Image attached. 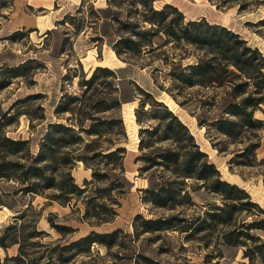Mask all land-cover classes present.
I'll use <instances>...</instances> for the list:
<instances>
[{
    "label": "rangeland",
    "instance_id": "obj_1",
    "mask_svg": "<svg viewBox=\"0 0 264 264\" xmlns=\"http://www.w3.org/2000/svg\"><path fill=\"white\" fill-rule=\"evenodd\" d=\"M189 1L203 7L208 20L217 18L222 23L221 26L239 34L249 46L257 48L264 55V0ZM81 3L59 20L66 17L64 22L57 21L53 28L44 31L47 23L43 19L47 12L29 6L20 7L16 0H0V66L12 67L33 60L30 64L33 70L29 69L27 76L11 79L10 84L0 90V117L2 114L16 116L5 129L7 136L29 140L31 152L35 153L48 122H65L64 118L68 116L65 114L58 119L53 113L61 96L65 93L80 96L83 88L78 82L87 80L96 67L112 69L118 76L115 82L116 96L125 101L121 108L126 130L123 164L129 190L118 200L119 206L115 209L113 220L94 225L81 220L85 210L81 201L76 205L72 201L66 206H60L56 202L47 204L44 196L31 199L23 197L15 194L16 184L0 180V232H5V228L13 223L12 218L16 212L24 210L28 205L34 211L27 214L24 227L18 229V243L6 250L0 248V259L28 257L26 259H32L34 263V258L44 257L43 261H46L51 257L52 261L59 258L67 261L62 264H148L145 259L160 264H248V260L242 257L241 248L227 246L222 242L220 233L224 229L221 227L192 232H143L141 219L135 220L137 215L144 220L173 215L191 220L201 215L208 204H221L216 195L207 193L199 184L189 180H185L189 202L185 200L183 204L173 208H157L143 201L144 189H155L161 184L160 176L164 177L167 173L155 168L143 173L138 171L140 164L135 159L139 155V126L135 117L133 123H129L130 128L126 127V119L131 114L134 116L139 100L145 99L133 85L138 82L142 88H146L136 71L144 69L151 77L153 86L149 91L157 101L165 105L168 98L173 101L175 105H172V110L167 108L188 127L200 150L216 166L221 178L243 188L251 201L262 209L264 125L257 132V140L249 135L230 140L206 126L198 125L199 120L207 124L220 115V105L225 98L224 89L184 87L170 73L176 66L185 67L206 54L183 42L164 45V37L160 36L152 39L153 47L159 46L158 51L141 57L130 52L122 53L118 59L124 60L127 66L115 69L113 66L116 55L112 45L119 37L129 36L130 31L121 28L115 20L137 23L139 28L136 31L149 29L150 25L142 22L144 8L136 0H82ZM100 79L109 81L108 78ZM129 82L133 84L130 85ZM93 87H97L93 99L112 97L110 87ZM28 96L32 98L26 99ZM22 99L23 102H18ZM148 107L147 104L145 109ZM255 117L264 122L261 111L257 110ZM153 123L152 120H146L144 126ZM256 141L259 142V147L253 154L241 155L246 147ZM99 166L103 167L102 163ZM71 174L75 183L81 186L84 179L90 180L91 169L77 162ZM97 186L103 187V184ZM54 205L57 206L55 210L52 209ZM241 217L245 222L252 219V216L245 213ZM49 220L56 225L68 227L69 230L60 233L51 227ZM33 226L37 232H41L39 235L30 234ZM114 230L120 232L110 247L93 243L86 253L78 252L76 247L64 249L90 232L103 234ZM252 233L264 240L262 232ZM19 247H22L21 251ZM255 264L261 263L256 261Z\"/></svg>",
    "mask_w": 264,
    "mask_h": 264
},
{
    "label": "trees",
    "instance_id": "obj_2",
    "mask_svg": "<svg viewBox=\"0 0 264 264\" xmlns=\"http://www.w3.org/2000/svg\"><path fill=\"white\" fill-rule=\"evenodd\" d=\"M136 1L145 10L142 22L148 23L150 27L136 31L139 28L137 23H122L116 19L121 28L130 30L129 36L119 37L112 45L117 58L126 52L141 57L158 51L159 46L153 47L152 39L160 36L164 37V45L183 42L194 50L204 52L206 55L197 57L194 63L185 67L178 65L170 73L184 87L224 89L225 98L220 105V115L207 124L199 120L198 125L206 126L230 140L247 135L257 140V132L264 125L263 120L255 117L257 110L264 114V55L257 48L249 46L239 34L224 26L210 23L204 18L185 20L181 12L168 4L156 9V0ZM64 20L66 17L59 22ZM32 62L27 60L17 66H0V90L7 87L11 79L27 76L29 69L33 70L30 65ZM100 78H108L109 81ZM98 79L101 81L96 83ZM117 79L115 71L96 67L87 80L78 82L83 88L80 96L63 94L53 113L58 119L65 114L68 116L64 118L65 122H48L35 153L31 152L29 140L7 136L5 129L16 116L2 114L0 180L16 184L15 194L23 197L31 199L44 196L47 204L56 202L66 206L72 201L73 205L81 201L85 208L82 221L100 225L113 220L115 209L119 206L118 200L129 190L123 164L126 130L121 108L125 101L116 96ZM129 83L131 85L132 82ZM101 85L110 87L112 97L93 99L97 91V87L93 86ZM133 85L145 97L139 100L134 110L135 122L139 126V155L135 159L140 164L138 171L143 173L155 168L167 173L164 177L160 176L161 184L155 189H144L143 201L157 208H173L185 200L189 202L190 197L185 189V180H189L199 184L207 193L216 195L221 203L208 204L201 215L191 220L177 215L144 220L137 215L135 220L141 219L143 232H192L221 227L224 231L220 233V238L225 245L241 248L242 257L248 260V264H255L256 261L264 264V240L252 233L259 231L264 235V209L251 201L243 188L221 178L216 166L200 150L188 127L176 114L157 101L151 92ZM30 98L32 96L26 97ZM147 104L149 107L145 109ZM146 120L154 123L145 127ZM258 147L259 142L256 141L246 147L241 155L253 154ZM77 162L91 169L90 180L84 179L81 186L75 183L71 174ZM101 163L103 167L99 166ZM98 184H103V187H98ZM29 212L34 213L30 205L16 212L13 223L5 228V232H0V248L6 250L18 243L17 231L24 227ZM242 213L252 216L251 221L245 222ZM49 222L60 233L69 230L68 227ZM32 230V235L41 233L35 230V226ZM9 231H12L11 234ZM119 232H90L64 249L76 247L78 252L86 253L93 243L110 247ZM26 258L4 257L0 259V264L67 262L60 258L52 261L51 257L43 261L44 257H37L33 263L32 259ZM145 260L148 264H160Z\"/></svg>",
    "mask_w": 264,
    "mask_h": 264
},
{
    "label": "crops",
    "instance_id": "obj_3",
    "mask_svg": "<svg viewBox=\"0 0 264 264\" xmlns=\"http://www.w3.org/2000/svg\"><path fill=\"white\" fill-rule=\"evenodd\" d=\"M16 1H17V5L20 7L29 6L36 10L42 9L45 12H47V14L45 15L46 18L43 19V22L47 23V25H45L43 29L45 31L50 28H53L55 22L59 21L69 11H71L72 9H76L82 0H16ZM167 4L175 7L179 12H181L185 20H199L201 18H204L210 23L222 25L220 20L218 21L217 18L213 20H208L206 13H204L203 7L202 8L198 7L196 6L198 5L197 3L191 2L189 0H156L154 2V7L156 9H160L161 7ZM33 27L37 28L35 27V25H33ZM114 59H115V65L113 66V68L115 69L126 68L127 66L126 62L118 59L116 56L114 57ZM136 74L137 77L141 79V81L146 86V88L143 89L148 92H151L149 90L153 86V81L151 77H149L148 73L144 69L143 70L138 69L136 71ZM127 79H132L134 82H137V80L131 77H127ZM137 85H139L138 82Z\"/></svg>",
    "mask_w": 264,
    "mask_h": 264
},
{
    "label": "bare ground",
    "instance_id": "obj_4",
    "mask_svg": "<svg viewBox=\"0 0 264 264\" xmlns=\"http://www.w3.org/2000/svg\"><path fill=\"white\" fill-rule=\"evenodd\" d=\"M166 105H168L167 107L170 109V110H172V105H175L174 103H173V101L170 99V98H168V100H166ZM130 118L129 119H126V127L129 129L130 128V124L129 123H133V115L131 114L130 116H129ZM127 118V117H126ZM125 122V121H124ZM128 123V124H127ZM57 206L56 205H54L53 207H52V209L53 210H55V208H56Z\"/></svg>",
    "mask_w": 264,
    "mask_h": 264
}]
</instances>
